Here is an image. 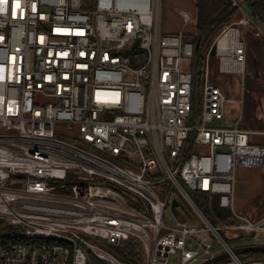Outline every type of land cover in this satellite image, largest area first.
<instances>
[{
  "label": "built area",
  "instance_id": "obj_1",
  "mask_svg": "<svg viewBox=\"0 0 264 264\" xmlns=\"http://www.w3.org/2000/svg\"><path fill=\"white\" fill-rule=\"evenodd\" d=\"M250 22L207 45L161 32L160 0H0V218L21 227L0 264H126L112 251L126 239L140 264H174L173 249L178 264H264L220 232L264 238V214L234 204L237 168L264 169V129L241 126L242 107L211 124L228 98L210 57L244 73ZM194 193L228 218L211 221Z\"/></svg>",
  "mask_w": 264,
  "mask_h": 264
},
{
  "label": "rangeland",
  "instance_id": "obj_2",
  "mask_svg": "<svg viewBox=\"0 0 264 264\" xmlns=\"http://www.w3.org/2000/svg\"><path fill=\"white\" fill-rule=\"evenodd\" d=\"M240 8L231 15L226 23L219 27L211 38L206 39L209 45L225 24L237 21L243 14L250 17L248 25H240L245 41V70L244 73L235 71L219 72L217 59L210 57V79L219 84L225 92L226 117L215 120L213 125L227 126L228 118L235 119L240 108L242 109V123L251 129H264V27L258 25L245 6V0H236ZM183 30L188 35L195 34V3L194 0H160V31L172 32ZM69 137V136H67ZM257 141L264 139L263 135H255ZM264 169L253 167H238L236 170L235 208L260 216L264 214ZM168 225H174L175 218L169 211L164 215ZM8 222L0 218V228ZM2 232H9L0 229ZM223 237L233 246L254 243H264L263 235L240 233L236 229L220 230ZM220 249V246H218ZM170 262L178 264L179 250L173 249Z\"/></svg>",
  "mask_w": 264,
  "mask_h": 264
},
{
  "label": "trees",
  "instance_id": "obj_3",
  "mask_svg": "<svg viewBox=\"0 0 264 264\" xmlns=\"http://www.w3.org/2000/svg\"><path fill=\"white\" fill-rule=\"evenodd\" d=\"M195 3V34L187 35L188 38L196 43H203L206 39L212 37L215 31L228 21L231 15L237 10L232 4V0H194ZM245 6L248 13L256 18L258 25L264 27V0H245ZM199 205L213 222H218L220 219H227L229 211L221 209L215 199L211 200L209 207L208 200L204 194L194 193ZM215 213V216L212 214ZM20 226L6 224L0 229H6L9 232L0 230V243L18 239L14 233L20 230ZM114 254L123 260L126 264H140L142 257L139 251L138 244L133 239L121 241L118 245L112 247ZM252 255H264L262 251L247 252ZM94 264H105L96 256H92Z\"/></svg>",
  "mask_w": 264,
  "mask_h": 264
},
{
  "label": "water",
  "instance_id": "obj_4",
  "mask_svg": "<svg viewBox=\"0 0 264 264\" xmlns=\"http://www.w3.org/2000/svg\"><path fill=\"white\" fill-rule=\"evenodd\" d=\"M129 51L130 50H127V52H129ZM210 53L212 55L215 54V45L214 44L211 46ZM176 205H177V200L173 199L172 204H171V208L176 213H178L179 211L177 210ZM234 250L237 253H244V252H249V251H262V252H264V243H255V244H249V245L236 246L234 248ZM226 255H227V253H225V252L219 253V254L215 255L212 260L215 261L217 259L225 257ZM208 262L209 261H203L199 264H207Z\"/></svg>",
  "mask_w": 264,
  "mask_h": 264
},
{
  "label": "crops",
  "instance_id": "obj_5",
  "mask_svg": "<svg viewBox=\"0 0 264 264\" xmlns=\"http://www.w3.org/2000/svg\"><path fill=\"white\" fill-rule=\"evenodd\" d=\"M259 142H264V139H262V140H260ZM245 168H253V167H245ZM238 169V168H237ZM263 174H264V172H263ZM234 201H235V197H234ZM234 204H235V202H234ZM238 210V209H237ZM239 211H242V212H244V213H246V214H248V215H250V216H252V217H260V216H256V215H254V214H251V213H249V212H247V211H245V208H244V210L242 209V210H239ZM263 215V214H262Z\"/></svg>",
  "mask_w": 264,
  "mask_h": 264
}]
</instances>
